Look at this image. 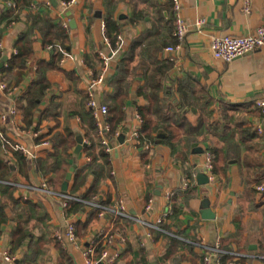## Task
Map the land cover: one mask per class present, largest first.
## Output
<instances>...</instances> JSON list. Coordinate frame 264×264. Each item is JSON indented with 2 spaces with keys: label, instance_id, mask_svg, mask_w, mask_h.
Here are the masks:
<instances>
[{
  "label": "crops",
  "instance_id": "0c3cea01",
  "mask_svg": "<svg viewBox=\"0 0 264 264\" xmlns=\"http://www.w3.org/2000/svg\"><path fill=\"white\" fill-rule=\"evenodd\" d=\"M29 1V6L19 11L21 19L8 24L0 22L2 57H9L16 38L25 29L26 23L23 17L26 13L49 17L53 22L66 21L69 25L66 31L68 51L73 56L72 59L68 58L60 62V58H55V53L45 47L41 36L36 34L33 42V58L27 63L22 79L18 83L10 81L8 88L0 90V114H8V122H0V129L13 140H18L31 148L35 153L33 158L35 159L43 156L49 149L41 144L42 140H49L47 134L35 139L48 128L56 126L57 130H62L64 127H69L76 134H81L79 121L72 112L77 107V90H86L93 73L98 75L101 71L100 64L93 59V55L104 53L111 56L107 74L92 88L93 97L104 104L106 93L112 91L109 80L115 74L121 52L135 37L148 31L152 24V15L161 18L165 15L163 9L170 5L165 0H157L156 3L154 0L142 2L140 8H143L145 17L133 25L127 21L132 13V6L127 2H120L115 10V16L119 17L122 28L123 46L120 53L111 54L101 34L100 26L103 20L93 17L101 9L102 0H74L64 9L56 0ZM180 3L182 15L188 23L192 24L197 18H202L204 23L199 29L189 27L183 42L174 54H168L164 50V56H169L173 63L166 85H172L176 79H189L197 93L199 90L211 97L210 108L214 110L216 118L220 112L228 111L226 121L228 129L221 130L223 127L218 125L214 130L215 133L209 134L208 140L194 143L193 151L185 165L191 171V195L185 203L180 204L182 209L177 215L167 221L174 227V233L180 230L181 235L166 233L190 243L195 240L196 242H192L195 246H200L201 243L212 244L220 237H228L233 242L234 249L242 252L240 254L243 259L239 264H264V192L256 191V186L264 182V114L260 115L258 110L251 112L241 110V106L245 103L255 99L264 100V48L248 52L230 62L214 58L209 49L213 36L245 35L258 26H264V0H250L249 13L243 10V0H180ZM5 7L6 3L0 1V14ZM85 56L90 60V65L84 63ZM47 63L54 65L46 68L44 66ZM41 74L44 75L48 86L38 107L43 109L46 101L53 100L57 103L59 114L55 120L37 121L38 113L35 111L33 121L38 123L33 125L38 129H33L37 133L34 137V132L22 121L21 110L26 106L22 95ZM143 81L141 76L136 75L133 80L131 79L128 87L129 98L124 108L126 118L123 131L119 134V136L122 134L121 142L118 138L111 141L107 138L109 144L114 146V150L112 154L106 153L110 170L107 178L101 182L100 192L106 206H114L117 200H122L130 214L133 212L136 217L152 224L164 213L165 194L171 192L185 174L182 167L173 161L168 146L159 140L156 144L150 142L148 162L144 163L135 141L131 138V131L138 127L135 119L136 107L144 104V100L137 96V91L144 84ZM236 105L241 106L236 107ZM11 108L15 110L14 116H9ZM191 109L197 110V107ZM188 117L190 121L196 119L192 115ZM240 117L252 122L255 130L257 128L251 138L242 139L237 133L230 136L233 119ZM11 119H14V124ZM220 121L222 120L217 122ZM258 128L261 130L258 131ZM225 137L230 138L237 145L227 161L226 170L223 173L216 172L213 181L209 180L205 185L198 184L195 176L196 171L203 172L205 147L219 145L223 149L227 145ZM8 158L15 166L11 178L7 181L24 184L26 188L18 189V194H24L31 200L41 201L48 214L46 223L52 227L53 234L62 232L67 222H74L78 237L77 244H66L65 247L72 256L74 264H84L81 256L82 244L90 240L97 229L110 225L108 217L97 215L96 220L92 219L83 231L81 225L86 222L88 214L95 211L78 205L83 211L67 216L65 214L67 207H63L57 197L35 189L43 183L49 188V184L45 178L36 173L32 158L26 157L22 164L17 161L19 160L17 156L8 154ZM85 159L87 160L81 150L78 154H73L72 162L77 167L85 162ZM90 181L91 177H88L72 195L78 196ZM71 184L72 174L68 183V194H71L69 191ZM147 194L150 197L146 202ZM204 207H209L214 213L213 219L204 220L200 217V211ZM160 226L161 224L156 229L126 218L114 221L111 227L128 240L127 245L120 250L118 264L133 263L137 259L138 251L145 255L150 264L153 262L159 264L157 260L166 249L162 234L157 235V231L162 230ZM12 228L13 222L10 220L0 225V251L13 256L15 261L10 263L0 257V264H17V258L20 256V248L10 252ZM41 230L40 227H34L32 233L37 237ZM128 247L130 249L127 250ZM46 255L44 264H56L59 256L57 249L51 247Z\"/></svg>",
  "mask_w": 264,
  "mask_h": 264
},
{
  "label": "trees",
  "instance_id": "16d2710c",
  "mask_svg": "<svg viewBox=\"0 0 264 264\" xmlns=\"http://www.w3.org/2000/svg\"><path fill=\"white\" fill-rule=\"evenodd\" d=\"M0 1L6 3L5 9L0 14V22L4 24L21 19L19 11L22 8H27L30 3L29 0ZM144 1L146 0H102L101 9L93 17L102 18L104 23L103 37L109 41L111 47H115L117 36L121 35L122 31L119 17L115 16L118 4L127 2L132 6V13L127 21L129 24L135 25L138 23L137 21L145 17L143 8H140ZM154 1L156 3L157 0ZM165 1L170 5V7L166 6V9H163L165 15L161 18L152 15V24L148 31L135 37L118 57L115 74L109 80L112 91L106 93L105 103L103 102L108 109L105 121L110 127L106 136L110 141L115 140L123 131L126 118L124 108L129 98L128 87L134 76H141L144 84L137 91V96L144 100V104L136 107V113L140 116L141 122L138 126V138L135 140L141 160L144 163L148 162V150L143 149V145L150 142L156 144V141L159 140L170 148L173 161L182 167L183 174H185L183 178L189 181L183 187L182 178L179 184L171 190L168 201L170 213L162 220L160 226L162 230L157 231V235L162 234L166 249L157 262L159 264H182L183 262L202 264L204 255L202 247L192 244V242H196L195 240L190 243V241L186 242L178 239L174 235H181L180 230L174 233V227L168 224L167 221L177 215L182 209L180 204L185 203L191 195V171L185 165L190 153L193 151L194 143L208 140L209 134H214V130L218 125L223 127L221 130L225 129L227 131L228 111L220 112L216 118L217 115L214 116L215 112L210 108L211 97L199 90V93H197L194 84L189 79H176L172 85H166L173 63L169 56H164V50L166 45H174L176 40L173 38V5L170 0ZM23 18H25L26 27L16 38L9 57L0 67V79L6 82V88H8L10 81L18 83L22 79L27 63L33 58V42L36 34L41 36L43 45L55 53V58L61 59L62 52L68 51L66 31L69 25L66 21L53 22L49 17H38L31 13H26ZM1 57L2 52L0 51V62ZM93 57L95 61L99 62L101 70V58L97 54H94ZM84 63L90 65V60L86 56L84 57ZM52 64L54 65V63H47L43 66L48 68ZM92 76V79H95L97 74L93 73ZM47 86L44 75L41 74L33 80L27 91L22 95L26 101V106L21 110L22 121L31 131L38 129L36 125H33V123H38L33 121L35 111L38 113L37 121L42 119L55 120L59 114L57 103L53 100L46 101L43 109L38 107L42 102ZM88 100L87 88L86 90H77V107L72 114L79 121L81 134H76L69 127H64L62 130H57L56 126L48 128L46 132L39 134L35 139L47 134L50 147L43 156L33 159V162L36 173L48 182V189L51 192L60 193L62 182L73 165L74 149L80 140L82 144L80 151L82 150L87 160L85 159V162L72 171V184L69 191L71 194L76 193L75 191L85 183L87 178L91 177L88 186L83 192L78 193V196L84 200L97 199L104 203L100 185L107 178L110 166L95 119L91 110L87 107ZM257 101L255 99L243 104V106L236 105V107L241 106V110L245 112L258 110L260 115L263 116L261 107L256 104ZM191 107H197V110H192ZM189 115L194 116L196 119L190 121ZM218 120L223 122H217ZM233 120V130L230 136L237 133L242 139H247L255 135L257 128L255 130L252 122L243 119V117ZM225 141L227 145L223 149L219 145H207L204 150L211 154L214 175L216 172L223 173L226 170L227 161L233 155L234 148H237V145L230 138L225 137ZM8 154L17 156L19 158L17 161L20 164L24 163L25 158L28 156L16 152L7 153L6 151L4 153L0 145V225L8 220L13 222V228L10 232V252L20 248L17 264H44L46 254L51 247L57 249L59 253L56 264H74L72 256L65 245L56 238L55 232L54 234L52 232V227L46 223L48 214L41 201L31 200L24 194L19 195L18 187L5 183L11 178L15 166L11 164ZM149 197L148 194L145 196L146 202ZM81 211L83 210L78 207V203L70 204L65 209V214L68 216ZM96 216V212L88 214L86 222L81 225L84 228L83 231ZM77 226L78 224L76 228ZM34 227L42 229L37 237L32 233ZM166 232L174 233V235ZM127 242L128 240L125 239L120 250L127 245ZM232 243L228 237L219 238V247L222 250L242 253L238 249H234ZM128 249L130 248L128 247ZM99 250L100 247L97 255L100 253ZM120 254L112 264L119 260ZM219 256L223 263L233 260V256L229 253H221ZM241 259L243 257L240 254L236 263L239 264ZM100 263L106 264L105 261ZM127 264L150 263L145 255L138 251L137 259L133 263Z\"/></svg>",
  "mask_w": 264,
  "mask_h": 264
},
{
  "label": "built area",
  "instance_id": "2783aa9c",
  "mask_svg": "<svg viewBox=\"0 0 264 264\" xmlns=\"http://www.w3.org/2000/svg\"><path fill=\"white\" fill-rule=\"evenodd\" d=\"M59 2L61 8H65L69 4L73 3L74 0H56ZM173 5L174 11V29H173V38L176 40L174 45H168L165 47V51L168 54H174L180 47L181 42L185 38L186 33L189 30V27L193 26L199 29L204 20L202 18H197L194 20L192 24L188 23L182 15V6L180 0H170ZM243 10L245 13H249L250 11V0H243ZM101 34L103 35L104 31V23L101 22ZM105 44L110 48L111 54L120 53V50L123 46V41L121 35L117 36V40L115 43V47H111L109 41L104 38ZM210 53L211 55L219 60L224 62H230L235 58H238L248 52L253 50L264 48V26L256 27L252 32H249L245 35H221V36H213L210 40ZM63 55L60 59V62H63L65 59H72V55L68 51L62 52ZM99 57L102 61L101 71L97 75L95 79H92L87 87L89 100L87 102V107L91 110L93 118L95 119V123L97 126V130L99 132L101 143L104 146V151L108 154H112L114 150V146L109 144L106 134L109 132L110 127L105 121V115L107 113V106L98 102L92 93V88L96 83H100L109 70V60L111 56H107L104 53H99ZM6 88V84L2 82L0 79V90H4ZM256 104L261 107L262 112L264 114V100H258ZM15 115L14 108L9 110V116ZM135 119L138 122V126L140 125L141 118L136 113ZM0 122L6 123L8 122V114H0ZM11 122L14 124V119H11ZM261 129L258 128V131ZM34 137H36L37 133H33ZM131 138L135 141L138 138V127L131 131ZM42 145L46 147H50L49 140L44 139L41 142ZM137 144V143H136ZM0 145L2 151L5 153L10 152H19L24 156H28L30 158L35 157L34 151L31 148L25 146L23 143L18 140H13L8 135L4 134L0 129ZM151 146L150 143H146L143 145V149H149ZM204 162L202 164L203 172L208 177V180H214V174L212 172V157L208 151H204L203 153ZM188 180L183 179V187L188 184ZM8 185H14L18 187V189H25L26 186L19 182L8 181L5 182ZM36 190L43 191L51 196L57 197L61 205L63 207H67L70 204H77L84 208L95 211L98 216L103 217L107 216L109 219V226H102L93 235V237L84 242L81 248V256L84 264H101V261H105L106 263L114 262L120 254V247L122 246L124 240V236L111 227L114 224V221L120 220L122 218L130 219L139 223H144L147 226L159 228L158 226L162 223V220L170 213V204L168 203L171 192H167L165 194L166 204L164 213L156 219V221L152 224L146 222L143 219L136 217L133 214H130L122 200H117L114 206H106L104 203L97 199L84 200L80 196H75L72 194H68L66 192H51L46 184L43 183L40 186L35 188ZM256 191L264 192V182L259 183L256 186ZM56 238L61 241V243L65 246L67 245H76L78 241V237L75 232V225L73 221H69L63 228L62 232L56 233ZM67 244V245H66ZM100 247V253L97 255L98 248ZM200 247L203 249V262L202 264H237L236 260L238 259L239 253L235 251H225L219 247V239H217L212 244L201 243ZM221 253H229L233 256V260L223 263L219 254ZM0 257L3 260L13 263L15 258L8 254L7 252L0 251Z\"/></svg>",
  "mask_w": 264,
  "mask_h": 264
},
{
  "label": "water",
  "instance_id": "95a60500",
  "mask_svg": "<svg viewBox=\"0 0 264 264\" xmlns=\"http://www.w3.org/2000/svg\"><path fill=\"white\" fill-rule=\"evenodd\" d=\"M7 59L6 56L2 57L1 59V62H0V67L2 66L3 62ZM121 137H122V134L118 137V140L121 142ZM82 147V144H81V141L79 140L75 149H74V153L75 154H78L80 149ZM76 165L73 164L70 168V170L67 172L66 174V177H65V180L62 182V185H61V191L62 192H66L67 191V188H68V183H69V180L71 179V173L72 171L75 169ZM196 181L198 182V184L200 185H205L209 182L208 180V177L207 175L205 174V172H201V171H196ZM200 217L204 220H208V219H213L214 218V213L210 210L209 207H204L201 209L200 211ZM133 214V212L131 213ZM151 264H156V263H151Z\"/></svg>",
  "mask_w": 264,
  "mask_h": 264
}]
</instances>
